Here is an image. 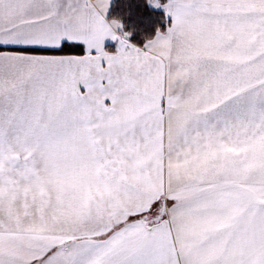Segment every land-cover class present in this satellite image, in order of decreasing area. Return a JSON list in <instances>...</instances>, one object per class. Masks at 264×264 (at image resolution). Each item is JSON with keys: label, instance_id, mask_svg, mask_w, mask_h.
Returning <instances> with one entry per match:
<instances>
[{"label": "snow or ice", "instance_id": "6c2138e0", "mask_svg": "<svg viewBox=\"0 0 264 264\" xmlns=\"http://www.w3.org/2000/svg\"><path fill=\"white\" fill-rule=\"evenodd\" d=\"M0 264H264V0H0Z\"/></svg>", "mask_w": 264, "mask_h": 264}]
</instances>
